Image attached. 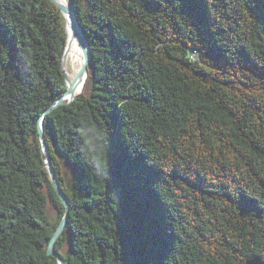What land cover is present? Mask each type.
I'll return each instance as SVG.
<instances>
[{"label":"trees","instance_id":"16d2710c","mask_svg":"<svg viewBox=\"0 0 264 264\" xmlns=\"http://www.w3.org/2000/svg\"><path fill=\"white\" fill-rule=\"evenodd\" d=\"M85 88L44 115L65 264L264 259V0H72ZM51 0H0V264L48 253L65 206L40 135L67 89ZM55 207L50 212L49 203Z\"/></svg>","mask_w":264,"mask_h":264},{"label":"water","instance_id":"95a60500","mask_svg":"<svg viewBox=\"0 0 264 264\" xmlns=\"http://www.w3.org/2000/svg\"><path fill=\"white\" fill-rule=\"evenodd\" d=\"M53 3H55L62 11L63 15L65 17H68L71 19L72 23L75 26V33L76 36L78 37V40L80 42L81 48H82V53H83V65H82V70L79 73V79H83V80H87L88 75H89V64L91 62V48L89 46L88 40L79 24V21L77 19V16L75 14V10L74 7L72 5V0H69V4L68 5H63L61 3H59L56 0H51ZM65 52H66V48H65ZM65 54V53H64ZM64 63V56H63V61H62V65ZM65 73V71H64ZM66 75V83H67V89L64 95H62L61 97H59L46 111L45 113L42 115L41 117V121H40V135H41V141H42V146H43V152L45 155V159H46V166L49 170V174L51 177V180L53 182V185L55 187V190L57 192V194L59 195L61 201L63 202L64 206H65V213L64 216L59 224V226L57 227L51 242L49 244V248H48V253L51 255H54L58 261L59 264H65V260L64 258L55 251V244L58 240V238L60 237V235L63 233V231L65 230L68 221H69V217H70V200L67 197L66 193L64 192V190L62 189L60 182L57 178L56 175V171L55 168L53 166V162H52V158L47 146V142H46V137H45V131H44V115L48 112L53 111L55 108L59 107L60 105H64V104H70L72 103L75 99H77L80 94L82 92H80L79 94L75 93V89L72 85V83L70 84L68 82V77L67 74ZM245 264H264V259L260 258V257H255V258H251L248 259L247 262Z\"/></svg>","mask_w":264,"mask_h":264},{"label":"bare ground","instance_id":"6f19581e","mask_svg":"<svg viewBox=\"0 0 264 264\" xmlns=\"http://www.w3.org/2000/svg\"><path fill=\"white\" fill-rule=\"evenodd\" d=\"M63 5H68L69 0H56ZM66 26H67V36L70 35L68 41L66 42V52L64 54V63L63 69L67 74L68 82L76 90L75 93L79 94L82 92L83 87L86 83V80L79 79V73L82 70L83 65V53L78 37L75 33V26L72 23L71 19L66 17Z\"/></svg>","mask_w":264,"mask_h":264},{"label":"rangeland","instance_id":"374dc122","mask_svg":"<svg viewBox=\"0 0 264 264\" xmlns=\"http://www.w3.org/2000/svg\"><path fill=\"white\" fill-rule=\"evenodd\" d=\"M64 17H65V16H64ZM65 21H67V20H66V17H65ZM66 28H67V26H66ZM66 31H67V29H66ZM69 37H70V35L67 36V41H68ZM86 81H87V80H86ZM85 84H86V83H85ZM84 88H85V85H84V87H83L82 90H84ZM82 92H83V91H82ZM49 206H50V212H51V213H54V212H55V207H54V205L50 202V203H49Z\"/></svg>","mask_w":264,"mask_h":264}]
</instances>
